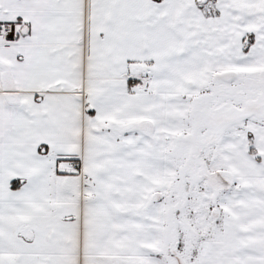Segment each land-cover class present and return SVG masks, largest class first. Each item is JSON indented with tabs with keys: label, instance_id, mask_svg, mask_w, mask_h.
Returning <instances> with one entry per match:
<instances>
[{
	"label": "snow or ice",
	"instance_id": "snow-or-ice-1",
	"mask_svg": "<svg viewBox=\"0 0 264 264\" xmlns=\"http://www.w3.org/2000/svg\"><path fill=\"white\" fill-rule=\"evenodd\" d=\"M0 264H264V0H0Z\"/></svg>",
	"mask_w": 264,
	"mask_h": 264
}]
</instances>
